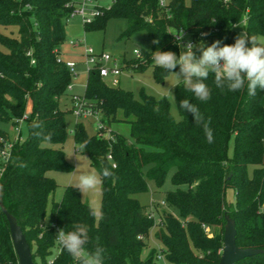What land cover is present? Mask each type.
Listing matches in <instances>:
<instances>
[{
    "label": "trees",
    "instance_id": "obj_1",
    "mask_svg": "<svg viewBox=\"0 0 264 264\" xmlns=\"http://www.w3.org/2000/svg\"><path fill=\"white\" fill-rule=\"evenodd\" d=\"M159 2L111 0L107 7L97 4L84 29L103 30L108 20L123 18L128 21L124 37L147 30L153 42L159 40L152 44L151 53L141 52L148 60H124L125 67L134 72L145 70L157 49L179 56L181 47L171 30L187 32L194 44L201 39L206 45L217 39L233 44L244 16L245 32L264 36V0H190L189 5L184 0H170L164 8ZM78 3L80 0H0V26L18 28L17 36L0 32V122L18 124L30 109L25 120L29 127L26 140L11 141L0 127V185L4 189L0 197V264H18L2 206L21 227L35 264H78L55 239L58 229L69 231L76 223L89 228L87 248H94L99 238L105 248L104 264H156V249L143 256L145 239L155 228V238L171 264H219L227 218L235 222L239 248L262 251L236 264H264V91L257 89L255 96H249L246 88L221 91L211 75L206 81L212 90L207 102L197 101L182 82L176 84L177 120L166 98L142 91L135 99L120 86L106 85L99 71L89 70L84 96L88 105L100 111L103 123H128L131 139L116 131L104 137L103 130L91 136L76 123V150L87 140L84 154L92 167L99 172L102 165L107 166L114 173L101 185L105 218L97 221L90 216L88 204L72 186L66 187L60 201L50 203L57 185L47 171L73 170L63 151L68 133L66 111L60 104L72 74L59 59V52L66 39L65 24ZM202 32L209 35L201 37ZM184 99L196 104L205 119L211 118L213 143L207 142L192 114L180 108ZM33 121H42L44 132L52 134L49 146L33 135ZM231 138L233 158L228 156ZM7 142L12 146L4 160L1 154ZM171 170L175 189L163 201L168 211L160 212L156 222L149 206L140 204L134 194L146 191L148 180L162 186ZM228 190L233 191V201L227 199Z\"/></svg>",
    "mask_w": 264,
    "mask_h": 264
},
{
    "label": "rangeland",
    "instance_id": "obj_2",
    "mask_svg": "<svg viewBox=\"0 0 264 264\" xmlns=\"http://www.w3.org/2000/svg\"><path fill=\"white\" fill-rule=\"evenodd\" d=\"M83 0H80V3ZM85 4L83 9L87 14L84 17L81 13H76L71 16L66 24V39L64 43L60 46V60L66 64L67 62L73 61L78 64L75 74H72L71 83L67 91V95L60 98L61 108L66 111V125H67V139L63 145V151L65 153V158L67 163L73 167L72 171H58V170H48L47 175L51 177L57 188L50 198V203L52 200L60 201L63 198L65 189L67 186H72L77 178L78 174L81 172H90L95 170L92 167L88 155L77 151L75 141H74V127L76 123H81L88 135H96L99 133V125L93 117H76L69 110L72 108L71 97L73 95L85 96L86 94V82H87V72L88 68L85 65V59L83 57L84 48H91L96 54L109 53L113 59H116L118 64L124 69L119 78V86L127 91H130L135 99L140 98V93L142 91L156 98H166L170 104V111L175 119H179V112L176 105L175 99L168 94L167 89L172 85H176L175 78L167 73L163 72L164 69L155 66L154 62L150 63L145 70L140 72L128 71L125 67L124 60L132 61L136 59V62L146 61L149 58L142 55L141 58H136L134 55L135 50L141 52L151 53L153 38L147 30H139L135 32L130 37H124V33L128 26V21L123 18H112L108 20L105 29H84V23L91 17L89 14L94 10L95 5L102 7H107L111 0H84ZM167 4L170 0H164ZM185 5L190 4V0H184ZM245 17L242 16L240 22L238 23L236 29L238 33L244 32V22ZM0 32L3 34L17 36L18 28L16 26L3 27L0 26ZM173 35L177 34L174 30L170 31ZM70 40L81 41V45L78 48H73L69 45ZM3 49V48H2ZM181 52V51H180ZM135 63V62H133ZM132 63V64H133ZM129 64V63H128ZM130 66V64H129ZM179 71V70H174ZM165 79L168 80L165 81ZM111 80V79H109ZM109 80H104L106 85L111 86ZM117 87V86H116ZM174 95V88L171 89ZM26 115H30V109L26 111ZM121 112L118 113V117H121ZM104 129L101 133L104 137H110L111 131H116L122 134L124 137L131 139L130 137V125L122 121H114L109 124L107 121L103 124ZM0 127L6 131L11 141L13 140H26L29 135L28 123L25 121L19 122L18 124L3 123L0 122ZM43 146H49L44 143ZM72 154V157H68ZM234 140L230 139L228 145V156L230 158L234 157ZM85 155V156H84ZM87 157V159L85 158ZM81 162V167L76 169L78 164ZM252 175V168L249 170ZM174 170H171L162 186H157L155 181L148 180L147 190L138 192L134 194V197L138 199L139 203L143 206L153 205V210L156 219L159 221V213L163 211H168V208L163 205V201L166 199V195L173 191L175 187L172 183ZM82 201L89 205L90 201L95 200L99 205L102 203V189L101 186L95 192H89L86 194L81 193ZM227 199L233 201L234 194L232 190H228ZM159 212H158V211ZM157 229H152L150 237L148 240L145 239L146 248L143 251V256L146 257L152 249L159 250L163 248L161 243L155 238V233Z\"/></svg>",
    "mask_w": 264,
    "mask_h": 264
},
{
    "label": "clouds",
    "instance_id": "obj_3",
    "mask_svg": "<svg viewBox=\"0 0 264 264\" xmlns=\"http://www.w3.org/2000/svg\"><path fill=\"white\" fill-rule=\"evenodd\" d=\"M207 35L209 33H201V37ZM176 39L178 42L181 41L183 33ZM153 43L158 44L159 40ZM179 46L181 47L179 56L172 51L157 49L152 52V61L155 66L171 74L176 84L182 82L185 90L192 93L197 101L207 102L211 98L212 90L206 83L210 75L213 77L215 87L221 91L227 89L230 92H237L246 88L249 96H255L257 89L264 91V36L249 35L244 31L235 37L233 44H226L217 39L210 45H206L201 39L198 44L188 41ZM177 66H179L178 72L174 71ZM165 81L168 82L167 79ZM175 87L176 85H172L165 88L173 100L175 96L171 89ZM179 106L192 114L194 123L202 127L207 142L213 143L211 118L205 119L198 106L188 99L180 101ZM31 128L34 130V136L42 138L45 143L51 142L52 134L44 132L42 121H33ZM87 145L88 141L85 140L79 145L78 150L84 153ZM73 155L75 154L68 157ZM76 159L80 161L77 156ZM80 167L81 162L76 169ZM113 174L109 167L102 165L99 172L92 170L79 173L72 187L83 195L95 192L100 188L104 179L112 177ZM3 195V185H0V197ZM88 207L90 216L95 220L105 218L102 206L95 200L90 201ZM55 239L58 245L66 250L78 264H104L105 248L99 244V238L94 248L86 247L90 240L89 228L86 224L76 223L69 231H65L64 228L58 229Z\"/></svg>",
    "mask_w": 264,
    "mask_h": 264
},
{
    "label": "built area",
    "instance_id": "obj_4",
    "mask_svg": "<svg viewBox=\"0 0 264 264\" xmlns=\"http://www.w3.org/2000/svg\"><path fill=\"white\" fill-rule=\"evenodd\" d=\"M160 6L161 7H166L167 3L164 0H160ZM87 4L85 3V1L83 0L81 3H78L74 9V11L72 12V14L70 15L73 16L76 13H81L84 17L87 16V14L85 13L83 7L84 5ZM95 15V11L93 10L89 16L91 17L90 19H88L85 22H89L92 20V18ZM183 33V39L181 41H177L176 37L180 36ZM176 36V37H175ZM175 40L178 42V45L182 44V43H186L188 41L193 42L189 37H188V33L181 30L179 32H177V34L174 35ZM194 43V42H193ZM69 44L74 46V47H78L80 46L82 43L81 41H75V40H70ZM134 55L136 58H141L142 57V53L139 50H135L134 51ZM83 57L85 59V65L88 68V71L91 69H95L97 71H99L102 79L104 80H109V83L112 87H116L119 86V78L122 74V71L124 70L117 62L116 59H113L112 56L109 53H101V54H96L93 49L91 48H84V53H83ZM60 59V58H59ZM68 69L70 70L71 74H75L76 68H77V63L70 61L67 62L65 64ZM126 68V67H124ZM127 69V68H126ZM128 71H132L131 69H127ZM72 113L80 118V117H93L100 129L99 130H104V126H103V122L101 120V114L99 110H96L94 108H92L91 106L88 105L87 100L84 96H80V95H73L72 96ZM28 119V116L25 115L19 122L25 121ZM11 143H6L5 144V149L2 152V158L4 160L7 159L10 149H11ZM109 159H111V156H108ZM115 167V165H113ZM164 204V202H163ZM263 210H264V204H263ZM150 210L152 212V217L155 218V221L158 222V220L156 219L155 215H154V210H153V205L150 206ZM205 230L207 233L210 232L208 227H205ZM141 238V237H139ZM155 262L156 264H171L167 257H166V253L164 252L163 248H160L159 250H157L156 256H155Z\"/></svg>",
    "mask_w": 264,
    "mask_h": 264
},
{
    "label": "water",
    "instance_id": "obj_5",
    "mask_svg": "<svg viewBox=\"0 0 264 264\" xmlns=\"http://www.w3.org/2000/svg\"><path fill=\"white\" fill-rule=\"evenodd\" d=\"M2 208L9 221L11 238L18 258V264H35L33 261L31 248L23 234L21 227L18 225L16 219L7 212L4 206H2ZM261 252V250L257 249L239 248L236 244L235 222L230 218L226 219L224 247L219 264H236L247 257Z\"/></svg>",
    "mask_w": 264,
    "mask_h": 264
},
{
    "label": "crops",
    "instance_id": "obj_6",
    "mask_svg": "<svg viewBox=\"0 0 264 264\" xmlns=\"http://www.w3.org/2000/svg\"><path fill=\"white\" fill-rule=\"evenodd\" d=\"M70 45V44H69ZM71 47H73V48H78V47H74V46H72V45H70ZM77 66H78V64H77Z\"/></svg>",
    "mask_w": 264,
    "mask_h": 264
}]
</instances>
